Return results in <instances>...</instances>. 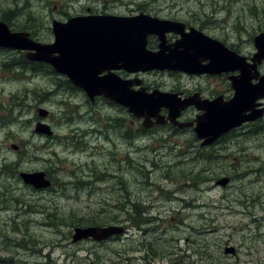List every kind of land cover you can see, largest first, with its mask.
<instances>
[{"label":"rangeland","instance_id":"rangeland-1","mask_svg":"<svg viewBox=\"0 0 264 264\" xmlns=\"http://www.w3.org/2000/svg\"><path fill=\"white\" fill-rule=\"evenodd\" d=\"M142 1L144 0H0V7L18 6L20 10L16 21L19 26L26 23L29 33L31 30L34 32V39L50 43L53 40L54 20L64 22L65 18L85 13L87 7L93 12H107L101 14L126 16L137 9L136 4H142ZM149 1L151 0H146ZM214 1L154 0L152 7L163 18H193L196 21H192L191 25L199 28L197 20H201L200 23L206 20L214 8ZM226 1L228 2L217 0L220 5ZM253 1L264 2L251 0ZM237 6L241 7V4L233 5L232 18L220 11L221 23L206 26L205 32L215 38L236 41L235 36L238 35L231 30L232 26H226L238 21L239 18L236 17L241 12L236 11ZM65 14L69 17H65ZM209 18L211 15L207 20ZM242 38L248 39L249 36L244 34ZM236 47L235 50L245 56L255 52V48L247 44ZM32 67L36 71L42 70V66L37 63ZM142 78L147 83L145 86L151 90H169L177 85L168 75L147 74ZM181 80L188 89L203 82ZM58 82L63 84L61 79L37 73L30 74L22 81L11 77L10 81L0 85V100L5 101L0 115L4 116L9 111V102H6L9 100L8 96L28 91V101L24 108L27 122L22 125V130L15 122L0 130V146H3L0 148V155L5 154L0 156V163L5 158H17L21 172H47L52 168L59 182L77 181L80 177L89 181L93 176L90 172L95 170H98L99 175L100 172H107L113 178L96 183L92 192L82 191L77 194V191H66V196L53 197L50 193L41 194L29 185L25 186L22 179L12 176L10 180L14 187L10 198H20L23 205L12 201L9 203L11 208L17 210L20 207L24 211V204H33L40 209L48 206L52 209L46 211H58L62 217L74 213L77 216L75 219L97 215L105 218L106 215L118 214L112 208L123 197L127 198V191H119L121 184L116 177L123 175L125 182H133V178H138L139 184L130 186L128 195L132 199H141V214L144 212L142 207L149 208L143 214L147 221L140 229H133L134 227L125 222V215H120L121 222L118 225L125 226L128 231L123 230L110 241H93L83 245L88 251H81L80 246H72L82 257L77 264H264L263 132L256 135H238L225 145L226 151L206 158L199 157L197 153H182L183 147L179 145L185 144L187 140L183 133L172 136L170 129L158 128L147 138L134 144L138 150L134 152V158L141 164L140 168L137 167L136 175V170L127 167L123 162L124 151L127 150L124 141H116V149L113 143L103 137L87 136L82 139L83 144L77 143L74 137L70 139L75 128L80 131L89 130L94 124V117L99 122L95 124L97 126L107 119V115L113 117L110 118V122H113L114 119L124 117L123 112L101 101L88 105V98L75 91L73 104L81 106V111H73L74 114L70 115L71 121L67 124L61 114L71 110L62 104L65 91L57 92L55 85ZM40 109L48 112L45 118L40 116ZM90 111L97 115L93 118L86 115ZM38 122L50 125L52 135L47 132L36 133ZM21 141L25 143L23 148L20 146ZM20 152H23L22 157ZM168 174L175 182L166 179ZM224 177L229 179L227 185H217V181ZM0 181V184L7 183L6 179ZM52 181L54 182L53 179ZM146 183L153 184V187ZM73 193L77 198L72 196ZM142 201L147 206H143ZM13 214L14 211L11 215ZM40 221L31 225L34 233L26 237L13 232L0 237V264H13L12 260L18 262L20 254H24L25 242L29 250L36 248L46 253L53 251V258L57 259L55 264H64L61 257L64 248L60 244L62 237L69 235L70 229L57 230L58 233L62 232L58 234L43 229L41 224L45 223ZM20 243H24V247H20ZM227 249L234 252L227 253ZM8 258L12 259L7 260Z\"/></svg>","mask_w":264,"mask_h":264},{"label":"flooded vegetation","instance_id":"flooded-vegetation-1","mask_svg":"<svg viewBox=\"0 0 264 264\" xmlns=\"http://www.w3.org/2000/svg\"><path fill=\"white\" fill-rule=\"evenodd\" d=\"M214 2H212V4L214 3V8H212L210 13L208 12L209 13L208 17L211 15V18L207 20L208 17H206L207 22H205L206 20H203L202 23H200L201 20H197L199 23V28H196L191 25L192 21H196L193 18L183 20V19H178L175 16H170L169 18L167 17L163 18L159 16V14L156 13L155 9L152 7V3H154V0H151L149 2H146V0H144L142 1V4H136L134 2L136 4L137 9L133 10L130 14L126 16H122V17H134V16H137L143 13V14L155 17V18L166 19V20L182 23L184 27L181 28L182 30L179 29L180 30L179 32H167L165 34V47L167 48V53H166L167 55H169L170 50L175 49V44H177L183 38L184 35H186L187 33H190L191 29L193 28V29H196L202 32L206 36L223 43L230 50L235 51L237 54L247 58L248 63H251V59L256 53V49H255V52H250L249 54L245 56V55H242L239 51L235 50V48H237L236 46H242L243 44H247L255 48V38L258 35L264 33V26H263L264 2L263 3H258L256 1L251 2V0L249 1L241 0L237 2L236 0H228V2L226 1L224 3L225 5L224 4L220 5V3L217 2V0H215ZM236 3L241 4V7H238V6L236 7V11L241 12V14H239L236 17L239 19L238 21H235L233 24L230 23L226 26V27L232 26L231 30L236 32V34L239 36V37L235 36L236 41L230 42L229 39L215 38L209 35V33L207 34L205 32L206 26L221 23L222 16L219 13L220 11H223L226 14H229L230 18L234 17V15H232V7ZM227 5H229L230 7H228ZM19 10L20 9L18 6H15V8L14 7L13 8L12 7H8V8L0 7V21L6 23L13 32L29 33L26 23H24V25L22 24L19 26L18 22L16 21V19L19 17L18 16ZM203 10L205 11V8ZM101 13H107V12L106 11L93 12L89 7H87V11L85 13L75 14V16L73 17L89 16V15H104ZM214 15L215 17H213ZM117 16H121V15H117ZM216 16L218 18H216ZM65 17H69V15L65 14ZM71 18L72 17L65 18L64 22L58 21V20H54V21L66 23ZM211 19H212V22H211ZM53 22H52V25H53ZM29 34L32 38L35 36L32 30L30 31ZM244 34L248 35L249 38L248 39L242 38ZM52 35H53V40H51L50 43L54 41L53 31H52ZM35 40L40 42L37 38ZM161 43H162V40L159 35L149 34L147 36L146 46L149 51H152V52L160 51ZM32 63L41 64L40 66H42V70L36 71V69L31 68L29 66L30 64L29 51L14 50L11 48L0 47V85L3 83H6V81H10L11 77H13L15 80L22 81L28 78L30 74L35 75L37 73L38 75H48V76L53 77L54 79H61L63 81V84H59L58 82V84L55 85L56 90L57 92L62 91V90L65 91L62 97V102H63L62 104L71 110L70 112L66 110L67 113L61 114V115L62 116L64 115L65 121L67 120L71 121L70 115L74 114L72 112L81 111V106L77 104H73L72 98H74L75 93L82 94L84 98L87 96L79 89L77 90V88L68 80V77L66 75L56 72L51 65L47 63H42V62H36V63L32 62ZM205 63H207V61ZM258 72H259L258 77L252 81L255 84L258 83L262 77H264V62L258 65ZM107 73L108 72H104L102 75H106ZM114 73H116L123 80L141 81L140 85L134 84L132 86V89L137 91L139 89L145 88L148 93H151L155 90L160 91V89L151 90L150 87L145 86L147 83L142 78L143 76L147 74L168 75L169 77H171L173 80L177 82V85L170 87L169 90H161L162 92L176 94L180 100H184V101L191 100L192 102H198V101H205V100L214 101V100L220 99L222 102L221 104H224V103L231 101L235 95V89L232 85V81L230 77L238 76L240 74V71H233L229 73L224 72L221 74L206 73V74H200V75L189 74L186 72H179V71H170V70H152V71L138 72V73H130L125 70H119V71H114ZM181 79H186L187 81L190 80V81H193V83L194 81H198V80H203V82L198 83V85L195 84L193 88L188 89L187 86L182 84ZM0 92H1V89H0ZM27 92L28 91L26 92L22 91L20 93L8 96L9 100H7L6 102H9L8 104L9 111H7V114H5L7 116L0 115V130L4 129L5 126L6 127L9 126L10 123L13 124V122H15L16 125H19V128H21L22 130V125L27 122V120H25L26 114L24 111L25 105L28 101L27 94H26ZM99 101H101L102 103L110 107H117L118 109H120L121 112H123L124 117L114 119L113 122H110L111 121L110 118H113V117L111 115H107V119L104 120L102 124L100 123L101 125L95 126L96 123H99L96 117H94V115H97V113H93L95 110H93V112L90 111L86 115L91 116V118L94 117V119H92V121H94V124L91 125V128L89 130H86V131H80L79 129L75 128L72 132L70 139L74 137L76 140L82 141V139H85V137L87 136L103 137L105 140L113 143L112 145L116 149H118L116 141H119V142L124 141V143L127 146V150L124 151L125 157L123 159V162L127 164V167H131L135 169L136 171L134 172V174L136 175L138 173L137 167L140 168L141 164L138 163L136 159L134 158L135 156L134 152H138L137 148L134 147V144L137 143L138 140L147 138L152 131L158 128L170 129L173 133L172 136H175L178 133H183L184 135L187 136V140L185 141V144L183 145L178 144L179 146L183 147L182 153L183 154H188L190 152L195 153V154L197 153L199 157L203 156L206 158H212L214 155L221 153V151H226L227 148L225 145L228 142H232V138L238 135H245V134L249 135V133L256 135L259 132L264 133V98L258 100V103H260L261 105L256 108V110H259V109L263 110V116L261 118L257 119L254 122L244 123L240 127L232 129L230 132L219 137L214 143L208 144V145H203L204 140L199 139L195 132V127L197 126L196 120L205 114V111L198 109L196 105H190L181 111V115L178 118V121L181 124H184L185 125L184 127H178L172 124L171 122H167L164 125L155 124V125H152L146 128L144 127L143 119L138 118L135 115L129 113L127 108L115 103L114 101L110 100L107 97L99 96V97H96L94 100H90L88 98V105H91L94 103L97 104ZM70 102H72V104H70ZM4 104H5V101L0 100L1 110H4ZM168 111H169L168 108L163 107L161 109V114L163 116H167ZM152 122H155V119H153ZM20 143H21L20 146L23 148L25 143L23 141H21ZM194 144H198V146H195ZM0 148H3V146L2 147L0 146ZM242 151L244 152V150ZM22 153L23 152H20V157H22L21 156ZM114 155L118 156V154H114ZM0 156H5V154L4 155L2 154ZM16 160L17 158L14 160L10 158L9 159L5 158L0 163V180L6 179L7 181V183L0 184V190H1L0 192V237L7 235L9 232L19 233V234L24 235V237H26V235H30L31 233H34V231L31 229V225L35 224L38 220H41L40 223L44 222L45 224H41L42 228L49 230V231H55L58 233L57 230H60L63 228H69L70 229L69 235L68 236L64 235V237L61 236L62 244H60V246L64 248L63 249L64 251L61 257L63 258L64 264H68V263L77 264L78 260L82 257L80 256V254L77 253L75 249H73L72 246H80L81 251H88L86 248L83 247V245L93 243V239L89 238L86 240L74 242L73 237L75 234V229L79 226L81 227L91 226L90 224H88L89 223L88 221H90L93 217L84 216V217L75 219L77 218V216L74 213L70 214L69 216L67 215L66 217H62V215L59 216L58 211L53 212V213H51L50 211H46V210L52 209L48 206H44L42 207V209H40L34 206L33 204L32 205L24 204V206L26 205V209L24 211L20 209V207H18L17 210H14L13 208H11L9 203L12 201L14 203L20 204V206L23 205L22 204L23 202L20 198H15V199L10 198V193L14 187V184L11 183V180H12L11 177L15 176L19 180L21 179V167L19 166V162H16ZM14 170H16L15 173H13ZM121 170H123V168H121ZM90 173H91V176L93 175L92 177L96 176L97 174L98 175L96 176L97 178L103 177L105 175L104 176L105 181L108 180L109 177L111 179L113 178L107 172L106 173L100 172L101 174L99 175L98 170L92 171ZM167 176L169 177V174ZM116 180L119 182V184H121V187H119V191L120 192L121 190H123L124 192L127 191L126 192L127 198L123 197V199L119 200V203H117L112 208L113 211L118 212V214H113L112 216L106 215V217L103 219L107 221L111 220L112 224L118 225L119 224L118 222H121L120 215L124 214L126 217L125 222L131 225L132 224L131 222L133 219L135 222L136 217L138 218V216H141V208H140L141 199H138V198L132 199V196L128 195V193H130L128 189L133 184L134 185L139 184V179L133 178L134 180L133 182L132 181L125 182L124 176L120 175L116 177ZM96 183L98 182L96 181ZM96 183H93V180L84 181V177L82 178L80 177L79 180L71 181V182L56 183L54 181L52 182L51 188L44 189V190H37V191H39L41 194L50 193L51 195H53V197H60V196H66L67 195L66 191H73V192L77 191V194H79L82 191L84 193L86 191L92 192V189ZM146 184H148L150 187H153V184L151 183H146ZM25 186H28V185H25ZM158 188L161 190L160 187ZM73 195L75 196L74 193L72 194V196ZM75 198L77 197L75 196ZM145 205L147 206V204H144L143 202V206ZM142 210L144 211L143 212L144 214L145 212L149 211V208L145 207L144 209L142 208ZM9 211L11 212L9 213ZM13 211L15 212V214L11 215ZM143 214H142V217L144 218L145 215ZM86 223L88 225H85ZM122 227L124 228L125 232L128 231V229L125 228V226L122 225ZM139 227L140 226L137 223L134 225L133 229L139 228ZM114 238L115 236L110 237L109 239L104 240V242L110 241ZM26 245L27 243L25 242L24 254L23 255L20 254L21 258L18 260V262H15L14 260H12L13 264H55V262L57 261V259L53 258V253H52L53 251L46 253L42 249L33 248L34 250H29ZM20 247H24V243L22 244L20 243ZM89 251H91V249ZM11 259L12 258H8L7 260H11ZM84 260H87V259H84ZM89 262L91 263L90 259H89Z\"/></svg>","mask_w":264,"mask_h":264},{"label":"water","instance_id":"water-1","mask_svg":"<svg viewBox=\"0 0 264 264\" xmlns=\"http://www.w3.org/2000/svg\"><path fill=\"white\" fill-rule=\"evenodd\" d=\"M183 27L182 23L143 13L134 17L106 14L79 16L66 23L54 21V41L45 44L33 40L27 32H13L6 23L0 21V47L29 51L30 60L50 64L56 72L66 75L89 99L94 100L99 96L109 98L143 119L146 128L167 122L184 127L178 121L181 111L196 105L205 114L196 120L195 132L199 139L204 140L203 145H208L232 129L263 116V110L256 108L261 105L258 100L264 98V77L256 84L252 81L258 77V65L264 62V33L255 38L256 53L251 63L223 43L193 28L167 55L165 34L179 32ZM149 34L160 36V51L147 49ZM119 70L130 73L170 70L197 75L240 71V74L230 77L235 89L233 99L221 104L220 99L192 102L159 90L148 93L142 88L135 91L132 86L140 85L141 81L123 80L114 73ZM104 72L108 73L102 75ZM163 107L169 110L167 116L161 114ZM39 114L45 118L48 112L40 109ZM153 119L155 122H152ZM51 130L43 122H39L36 127V133L47 132L52 135ZM21 177L35 189L51 186L44 171L22 172ZM228 182V178H223L219 184L226 186ZM122 231L123 228L119 226L78 227L73 240L78 242L93 238L95 241H104ZM226 252L234 251L227 249Z\"/></svg>","mask_w":264,"mask_h":264},{"label":"trees","instance_id":"trees-1","mask_svg":"<svg viewBox=\"0 0 264 264\" xmlns=\"http://www.w3.org/2000/svg\"><path fill=\"white\" fill-rule=\"evenodd\" d=\"M24 30H26V29H24ZM32 65L35 66V64L32 63L30 65L31 68H33ZM38 65H41V64H38ZM76 141H78L77 143L81 144V142L79 140H76ZM15 172H16V170L13 171V173H15ZM47 175H48L49 178L53 179L56 183H62V182H59L58 178H55L54 171L52 170V168H50V170L47 171ZM96 176H98V175L96 174ZM96 176L92 177L93 183H96V181L97 182L103 181L105 175L103 177H98V178ZM170 179L175 182L173 177L171 178V176H170ZM88 222H89L88 224L94 225V226H106V225L112 224L111 220H108V221L104 220L100 215L93 216V218L90 221H88ZM145 222H146V219L143 218L142 214H141V216H138V218L136 217L135 222H134V219H133L131 223L132 224L139 223V225H140V224H143ZM75 223H77V222H75ZM88 224L86 223L85 225H88Z\"/></svg>","mask_w":264,"mask_h":264},{"label":"bare ground","instance_id":"bare-ground-1","mask_svg":"<svg viewBox=\"0 0 264 264\" xmlns=\"http://www.w3.org/2000/svg\"><path fill=\"white\" fill-rule=\"evenodd\" d=\"M78 90V89H77ZM161 91V90H160ZM174 91V90H173ZM196 109V108H195ZM198 110V109H197ZM254 126V125H253ZM144 128V127H143ZM192 128V127H191ZM263 128V127H262ZM257 130V129H256ZM259 130V129H258ZM261 130V129H260ZM230 137V136H229ZM224 138V137H223ZM228 138V137H227ZM226 138V139H227ZM225 141V140H224ZM201 142V141H200ZM112 176V175H111ZM107 179V178H106Z\"/></svg>","mask_w":264,"mask_h":264}]
</instances>
